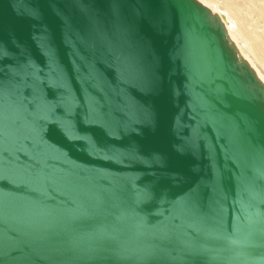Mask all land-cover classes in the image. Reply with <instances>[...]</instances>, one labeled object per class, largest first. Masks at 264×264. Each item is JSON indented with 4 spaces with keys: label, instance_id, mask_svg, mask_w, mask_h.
<instances>
[{
    "label": "water",
    "instance_id": "1",
    "mask_svg": "<svg viewBox=\"0 0 264 264\" xmlns=\"http://www.w3.org/2000/svg\"><path fill=\"white\" fill-rule=\"evenodd\" d=\"M200 0H0V264H264V83Z\"/></svg>",
    "mask_w": 264,
    "mask_h": 264
},
{
    "label": "bare ground",
    "instance_id": "2",
    "mask_svg": "<svg viewBox=\"0 0 264 264\" xmlns=\"http://www.w3.org/2000/svg\"><path fill=\"white\" fill-rule=\"evenodd\" d=\"M200 1L225 14L230 37L264 83V0Z\"/></svg>",
    "mask_w": 264,
    "mask_h": 264
},
{
    "label": "rangeland",
    "instance_id": "3",
    "mask_svg": "<svg viewBox=\"0 0 264 264\" xmlns=\"http://www.w3.org/2000/svg\"><path fill=\"white\" fill-rule=\"evenodd\" d=\"M255 18H256V19L258 18L257 15H255Z\"/></svg>",
    "mask_w": 264,
    "mask_h": 264
}]
</instances>
